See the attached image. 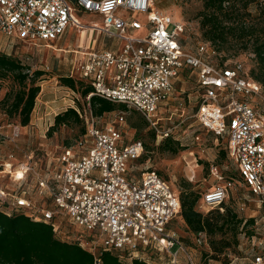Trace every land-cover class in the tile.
I'll use <instances>...</instances> for the list:
<instances>
[{
  "label": "built area",
  "instance_id": "obj_1",
  "mask_svg": "<svg viewBox=\"0 0 264 264\" xmlns=\"http://www.w3.org/2000/svg\"><path fill=\"white\" fill-rule=\"evenodd\" d=\"M75 12L99 22L85 24ZM139 15H145L144 24ZM143 30V37H135ZM69 31L79 40L63 51L72 56L64 77L93 89L85 98L86 108H72L84 121V135L45 161H35L32 153L19 160L13 153L0 159V213L50 226L56 239L88 252L93 264H103V253L122 264H197V248L207 247L205 234L194 236L195 247L180 240L171 227L180 211L179 197L154 171L135 176L132 170L128 177L130 165L144 153L143 143H124L122 114L99 127L89 99L95 96L134 110L164 139L169 134L158 131V110L172 97L176 80L191 71L197 84L193 123L215 142L224 141L239 180L264 206V88L242 62L219 60L208 42L199 41L195 53L187 52L185 26L158 10L154 0H76V5L69 0H0V41L10 49L50 45ZM100 36L116 42L99 48ZM19 59L26 65L30 60ZM7 127V139L15 142L19 126ZM233 187V178H219L201 195L199 209L218 208ZM66 223L74 234L65 231ZM255 238L247 237V242ZM251 251V264H264V254L258 248Z\"/></svg>",
  "mask_w": 264,
  "mask_h": 264
},
{
  "label": "rangeland",
  "instance_id": "obj_2",
  "mask_svg": "<svg viewBox=\"0 0 264 264\" xmlns=\"http://www.w3.org/2000/svg\"><path fill=\"white\" fill-rule=\"evenodd\" d=\"M203 0H154V6L163 13L171 16L174 22L182 23L186 32L183 36L184 47L187 52L195 53L197 42L201 41V31L199 28V12L202 10ZM264 1V0H259ZM252 16L257 14L256 6L252 5L248 9ZM75 17L81 22L88 24L93 20L91 15L75 12ZM137 20L145 23V15H139ZM146 30L137 33L135 37L141 38ZM77 34L70 31L65 36L63 42L58 48L73 47ZM108 43H114L115 40L103 39ZM8 42L0 41L1 53L14 57L25 59L29 57L27 67L28 75L32 76L35 71H41L44 74L35 80L39 86V93L35 99L34 108L30 115V121L27 126L19 125V117L9 112V95L17 91L20 86L12 77L6 78L0 82V159L13 153L19 160L25 155L33 154L35 161H45V159L57 157L61 149L67 145L78 141L81 137V126L67 125L61 126L56 130L49 132L54 124V117L64 112L66 109L74 108L82 110L86 108L87 101L78 91L70 90L60 83V78L65 72L63 66V54L53 50L54 46L47 47L42 43L39 46L14 45L12 49L8 47ZM70 44H73L69 46ZM216 49V47H215ZM217 58L221 61L225 58L226 62L240 61L251 77V71L256 73L258 66L254 54L250 49L243 50L241 46L232 45L216 49ZM49 69L46 71V69ZM197 84L195 75L191 71H184L174 84V93L170 100L158 110L157 117L161 119L158 122V131L168 133L170 137L179 139L182 144V151L175 155L161 153L157 147L162 139L155 136L153 141L148 127L138 128L132 126V123H143V118L134 110L116 109L111 113L103 114L97 118V125L104 126L106 123L113 122L118 114H122L125 125L124 143L139 140L143 143L144 153L128 170V177L133 174L138 176L140 171L150 170L158 173L170 186L171 190L180 198L182 192L187 188L197 193L199 197L208 189L219 183V178L223 180L233 178L234 187L229 192L227 199L222 203L233 210L238 219L242 220L237 230V237L232 241L230 248L223 251L219 258H205L203 255L208 247L203 244L197 248V264H251L252 248H258V252L264 254V206H262L256 197H253L249 190L242 184L237 176L236 166L224 151V141H214L211 134L202 129H198L193 123V115L197 106ZM261 108L262 105L260 104ZM181 121L184 123L181 124ZM7 125H18L20 136L15 142H10L6 135L10 134ZM194 135L199 137L198 141L193 139ZM148 147V149L145 148ZM217 171V174H214ZM130 172V173H129ZM216 209V208H214ZM212 210V209H210ZM209 209H199L206 214ZM223 212V211H220ZM253 217V223L247 225L246 221ZM65 231L69 235L74 234L72 228L67 223L64 224ZM172 229L182 237H189V234L179 218L171 224ZM248 231L255 235L254 243L247 242ZM95 238L97 234L90 233ZM193 241V238H188ZM191 239V240H190ZM192 247V246H187ZM173 248L172 251H175ZM182 259V256H180ZM129 264V262H124Z\"/></svg>",
  "mask_w": 264,
  "mask_h": 264
},
{
  "label": "trees",
  "instance_id": "obj_3",
  "mask_svg": "<svg viewBox=\"0 0 264 264\" xmlns=\"http://www.w3.org/2000/svg\"><path fill=\"white\" fill-rule=\"evenodd\" d=\"M69 1L76 5V0ZM252 5L256 6L255 16L248 11ZM199 18L201 41L210 43L218 50L235 43L243 50L252 51L258 69L256 73L251 71V78L264 88V1L203 0ZM223 62H226L225 58ZM28 71L29 68L19 58H12L0 52V82L12 77L20 86L17 91L9 95L10 99L7 101H9V112L19 117L18 123L21 127L27 126L30 121L35 99L40 90L35 80L44 74L35 71L29 77ZM60 83L70 90L78 91L84 99L93 92L92 87L81 80L62 76ZM89 105L94 117H101L118 108L126 110L122 105L95 96L90 97ZM67 125L81 126V134L84 135V121L72 108L54 117V124L49 132ZM132 126L148 127L145 120L141 124L132 123ZM150 134L154 141L155 132L150 131ZM145 148L148 149L147 146ZM157 149L161 153L175 155L182 151L183 147L178 141L167 136L162 139ZM223 154H226L225 150ZM200 199L197 193L188 188L182 192L179 198V214L171 224L178 218L182 220L189 237L178 235L186 246L195 247L194 236L199 233L205 234L208 250L203 255L207 259L208 257L217 259L224 250L230 248L232 241L229 237L233 241L236 239L242 220L238 219L232 209L222 204L203 214L199 211ZM219 208H222L223 212H220ZM253 222V219L246 221L247 225ZM247 234L248 237L252 236L251 231ZM190 237L193 238L192 242L188 239ZM101 260L103 264H122L110 253H103ZM0 264H93V258L79 246L56 239L48 225L32 222L22 215L6 217L0 213ZM132 264L146 263L134 260Z\"/></svg>",
  "mask_w": 264,
  "mask_h": 264
},
{
  "label": "crops",
  "instance_id": "obj_4",
  "mask_svg": "<svg viewBox=\"0 0 264 264\" xmlns=\"http://www.w3.org/2000/svg\"><path fill=\"white\" fill-rule=\"evenodd\" d=\"M93 18H91V19H93V20H90L89 22H99V19H98V17H94V16H92ZM70 32V31H69ZM67 35V34H66ZM65 35V36H66ZM65 36L61 39V40H59V41H57V42H55V43H52V44H50L51 46H54L53 47V50L54 51H57L58 53H62L63 54V51H65V50H68V49H71V48H73V47H70V48H68V49H66V48H58L57 49V46H59V44L61 43V42H63L64 41V39H65ZM84 36V35H83ZM101 37L102 36H100L99 38H98V43H97V46L100 48V46L102 45V44H104L105 43V41L104 40H100L101 39ZM103 39H105L104 37H102ZM78 40H79V36H78V34H77V37H76V39H75V42L73 43L74 45H76L77 44V42H78ZM73 44H70L69 46H71V45H73ZM106 44H109V46H111V42L110 43H106ZM43 45H45V46H47V47H50V45H47V44H43ZM73 45V46H74ZM71 55H67V54H63V66L65 67V72H64V74H63V76L69 71V69H70V62H69V60L71 59Z\"/></svg>",
  "mask_w": 264,
  "mask_h": 264
}]
</instances>
